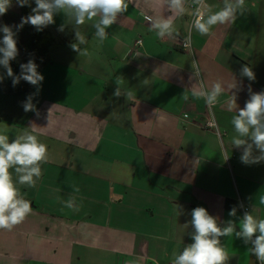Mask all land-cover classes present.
Wrapping results in <instances>:
<instances>
[{
	"label": "crops",
	"instance_id": "obj_1",
	"mask_svg": "<svg viewBox=\"0 0 264 264\" xmlns=\"http://www.w3.org/2000/svg\"><path fill=\"white\" fill-rule=\"evenodd\" d=\"M155 3L131 0L103 43L95 38L94 21H87L80 31L88 56L72 50L74 29L63 13L44 28L55 41L40 71L41 87L30 93L36 111L23 109L10 119L0 114V133L10 142L24 131L38 135L49 159L34 188L17 183L32 212L11 231L0 230V264H171L174 254L192 242L190 213L197 206L221 226L232 220L237 230L245 211L264 219V162L240 161L242 150L232 144L236 113L227 108L233 93L243 108L249 86L264 91V0H245L244 15L233 24L214 26L209 35L189 31L191 16L185 15L175 21L179 37L163 40L144 20L154 14ZM207 3L213 11L223 6V0ZM9 16L18 25L22 12L15 2L0 16V25H9ZM30 27V33H17L21 59ZM187 38L190 51L179 47ZM193 60L209 90L218 80L225 85L236 80L240 90L225 87L214 106L194 99ZM242 65L252 68L255 81L240 76ZM117 77L120 96L114 95ZM10 82L5 75L0 84ZM128 92L131 98L124 95ZM5 95L8 103L0 113L29 94ZM211 116L220 135L203 126ZM70 198L79 211L63 206ZM234 206L236 216L230 217ZM221 243L227 264H259L248 251L251 245L234 235L221 237Z\"/></svg>",
	"mask_w": 264,
	"mask_h": 264
},
{
	"label": "clouds",
	"instance_id": "obj_2",
	"mask_svg": "<svg viewBox=\"0 0 264 264\" xmlns=\"http://www.w3.org/2000/svg\"><path fill=\"white\" fill-rule=\"evenodd\" d=\"M131 0H15L19 7L28 6L30 14L21 17L18 25H0V66L6 70L7 77L11 78L15 87L21 80L34 86L39 91L43 75L37 70L38 65L34 59L20 64V73L14 74L10 62L19 55L17 47V33L25 25L30 24L36 31H43L49 25L55 23L54 17L63 13L65 23L73 25L75 42L70 46L79 56H88L86 36L80 31V27L87 21H94L92 27L95 29V38L103 43L107 39V29L118 22V18L128 11ZM13 0H0V16L7 13L12 7ZM191 10L188 0H156L154 14L144 15V20L149 25V31L163 40L165 37L174 39L179 37L175 21L185 15L191 16L189 31L195 30L200 35H209L214 26L233 24L238 16L244 15L248 9L245 0H223V6L213 11V7L207 0H191ZM170 14L165 16L164 12ZM15 27L16 31L13 30ZM65 24H61L59 31L63 32ZM184 48L190 46V41L183 42ZM192 73L197 79L190 88L194 99H203L209 106L219 102L225 87L230 90L237 88L234 84L225 85L222 81H216L211 89L205 87L204 81L200 79L201 71L197 61L191 63ZM240 76L249 81H255L256 76L252 68L242 65ZM4 74H0V82L4 80ZM235 79V78H234ZM122 81L116 78V90L114 95L120 96V85ZM249 99L243 108L237 106V96L232 94L228 102V111L236 114L231 118V124L236 136L232 139L233 147L242 150L240 161L245 165H254L264 162V91L253 92L249 86ZM35 94H29L22 107L25 112L36 111L33 104ZM131 98L132 93L126 94ZM187 101L188 95H182ZM212 126H215L214 124ZM227 156L225 159H228ZM49 159L48 147L41 142L38 135L29 131L17 135L11 140L7 134L0 133V230L11 231L15 226L21 224L32 212L31 202L25 199L17 187L26 185L30 188L36 186L37 180L42 175L41 165ZM13 172L17 179H13ZM74 191H79L74 188ZM264 204V198L260 199ZM65 208L79 211V206L74 199L63 202ZM237 208L234 206L228 213L230 217L236 216ZM189 224L193 231L189 234L192 242L187 244L179 254H174L171 264H227L228 252L221 243V237H232L241 239L245 245H251L248 251L255 256L259 264H264V219L255 217L251 212L245 211L240 219L239 230L232 220L221 226L217 219L210 215L208 210L202 206L192 209ZM189 224L184 225L188 227Z\"/></svg>",
	"mask_w": 264,
	"mask_h": 264
},
{
	"label": "trees",
	"instance_id": "obj_3",
	"mask_svg": "<svg viewBox=\"0 0 264 264\" xmlns=\"http://www.w3.org/2000/svg\"><path fill=\"white\" fill-rule=\"evenodd\" d=\"M15 2V0H13ZM35 3L32 0V7H34ZM22 17L27 16L31 12V8L28 6L21 7ZM54 39L52 37H48L43 31H36L33 27L32 36L30 41L26 47L24 57L21 59L17 57L15 60L11 61V67L13 69L14 74L20 73V64L26 63L29 59H34L35 63L38 65V71L47 64L49 61V47L54 43ZM0 88L3 93L8 94L11 93L13 95H25L30 94L31 90L34 86L29 83L21 80L18 85L13 87L12 80L10 84H0Z\"/></svg>",
	"mask_w": 264,
	"mask_h": 264
},
{
	"label": "rangeland",
	"instance_id": "obj_4",
	"mask_svg": "<svg viewBox=\"0 0 264 264\" xmlns=\"http://www.w3.org/2000/svg\"><path fill=\"white\" fill-rule=\"evenodd\" d=\"M58 19V18H57ZM20 21H21V19H19V20H17V22H18V24L20 23ZM7 24H15V20H14V18H11V16H9L8 17V21H7ZM16 25V24H15ZM26 26V27H25ZM24 27V30H23V28H22V30H23V34H25L24 33V31H26V29L29 31V33H30V31H31V27H30V24H28V25H25ZM191 42V41H190ZM191 48H192V45H191ZM57 59H59V60H61V58L60 57H58ZM0 74H4V76L6 75V73L3 71V69H2V67L0 66ZM7 76V75H6ZM24 98V97H23ZM22 97H20V99H19V101L16 103V104H14L13 106H11L9 109H7L8 111H6V112H2V113H0L1 115H2V118L3 119H10V117L11 118H13V117H15V115H20L21 114V112L23 111V107H22V102L26 99V98H24L23 99ZM23 99V100H22ZM6 103H8L7 102V97H6V95L4 94V93H0V107H2V106H4Z\"/></svg>",
	"mask_w": 264,
	"mask_h": 264
},
{
	"label": "built area",
	"instance_id": "obj_5",
	"mask_svg": "<svg viewBox=\"0 0 264 264\" xmlns=\"http://www.w3.org/2000/svg\"><path fill=\"white\" fill-rule=\"evenodd\" d=\"M186 40V39H185ZM185 40H180V42H179V47L181 48V49H183V50H191V42H190V46L188 47V48H184V46H183V42L185 41ZM187 40H189L188 38H187ZM190 41V40H189ZM138 44H141V41H138L137 42ZM215 125V126H212V125ZM204 128L205 129H207V130H212V131H214V132H216L218 135H220L221 134V131H220V129H219V127H218V124H217V122L215 121V119L211 116V117H209V118H207L205 121H204Z\"/></svg>",
	"mask_w": 264,
	"mask_h": 264
}]
</instances>
